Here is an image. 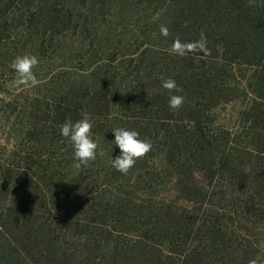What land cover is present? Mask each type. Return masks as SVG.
Listing matches in <instances>:
<instances>
[{
  "label": "trees",
  "instance_id": "1",
  "mask_svg": "<svg viewBox=\"0 0 264 264\" xmlns=\"http://www.w3.org/2000/svg\"><path fill=\"white\" fill-rule=\"evenodd\" d=\"M93 1L0 0V66L53 37L81 53L80 72L36 87L0 164V264H264V0H117L119 16ZM141 10L148 44L110 76V25ZM84 105L97 147L76 169L59 129ZM112 127L151 145L125 174Z\"/></svg>",
  "mask_w": 264,
  "mask_h": 264
},
{
  "label": "rangeland",
  "instance_id": "2",
  "mask_svg": "<svg viewBox=\"0 0 264 264\" xmlns=\"http://www.w3.org/2000/svg\"><path fill=\"white\" fill-rule=\"evenodd\" d=\"M116 4L117 0H94L90 3L92 9L89 11L96 15L107 14V16H119L122 13V9L121 13H114L116 12L115 8H117L115 6ZM151 14L152 11L141 10L139 17L138 14L137 16H130V13L128 12L124 16L122 14L121 21H118L119 19H115V23L110 25V28L119 35L112 36L109 40H106L109 53L107 52L106 54L100 56L101 58H106V62H109L108 59L111 58L116 59L114 63H107V71L110 76H112V74H116L117 72H124L125 70L133 67L132 64H123L122 61L133 57V55H130L132 52L129 47L130 42L133 45L137 43L148 44L147 33L150 27L147 29L145 21L143 20L141 24L140 21L142 18L144 19ZM132 28H136V30L134 31ZM39 29L40 28H36L34 31H41V29ZM69 38L74 39L73 36ZM55 40L56 38L54 37L49 40L48 44L50 47H45L37 57V64L32 68L35 83L22 84L13 87L12 84L16 78V74L10 67L11 60L5 61L0 66V164H9L10 161L8 154L9 150L17 142L16 134H18L21 130H24V128L30 123L29 107H31L32 100L35 97L37 98V94L39 93V90H37L36 87L44 85L53 78H58L62 74L71 72V68L69 67L74 69L72 72L81 71L78 69V66H80V64H78V56L81 53H73L72 51L69 52L64 48H61L59 40L56 42ZM155 42L156 43L154 44L156 45L161 43V41ZM113 86L115 87L112 88L114 93L116 91L115 83ZM118 86L119 83L117 84V87ZM44 106L46 108V104ZM222 110L224 111H222L223 113L226 112L225 108ZM82 111L84 113L87 111L88 118H94V115L91 113L88 106L84 105ZM115 111L116 110L112 108V112L114 113ZM113 113L109 114L108 117L113 118ZM15 165H20V168L24 167L23 163L17 164L16 162ZM3 171V169H0V173ZM7 175L0 174V187L5 182V176ZM248 232L252 233L251 231ZM260 235H262L259 237L262 244L264 241V234Z\"/></svg>",
  "mask_w": 264,
  "mask_h": 264
},
{
  "label": "clouds",
  "instance_id": "3",
  "mask_svg": "<svg viewBox=\"0 0 264 264\" xmlns=\"http://www.w3.org/2000/svg\"><path fill=\"white\" fill-rule=\"evenodd\" d=\"M36 64L37 59L34 56L15 57L10 65L16 74L12 86L35 83L32 68ZM174 86V82L171 80L162 83V87L166 89H172ZM180 102V98L173 95L169 97L168 106L172 109L178 108ZM90 127L88 115L84 113L79 121L75 123L66 121L59 129L60 135L66 137L71 143L73 167L76 169L82 166L86 167L95 159L97 145L91 139ZM110 129L113 134V146L119 149L118 155L110 161V164L113 169L125 174L135 163V160L150 149L151 145L147 140L141 139L136 130L123 127H112Z\"/></svg>",
  "mask_w": 264,
  "mask_h": 264
}]
</instances>
